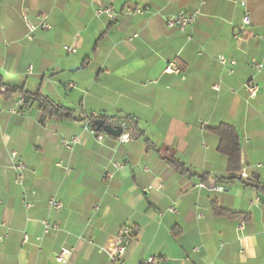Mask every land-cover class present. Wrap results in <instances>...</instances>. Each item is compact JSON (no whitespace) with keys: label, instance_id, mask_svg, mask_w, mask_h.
I'll list each match as a JSON object with an SVG mask.
<instances>
[{"label":"crops","instance_id":"crops-1","mask_svg":"<svg viewBox=\"0 0 264 264\" xmlns=\"http://www.w3.org/2000/svg\"><path fill=\"white\" fill-rule=\"evenodd\" d=\"M104 7L114 8V21L97 16ZM248 10L252 24L237 41L245 11L227 0H0V264H112L106 249L123 228L134 233L124 264H264V68L252 65L264 64V0H250ZM197 11L185 32L167 26ZM26 17L51 29L29 39ZM170 63L180 73H167ZM250 81L260 87L256 99ZM26 92L74 118L37 102L10 113ZM101 115L129 118L137 137L98 143L86 118ZM224 124L241 146L232 181L223 179L229 159L213 131ZM73 138L81 140L73 150L62 146ZM13 151L32 171L23 185ZM51 198L63 203L60 212ZM42 221L60 227L45 234ZM63 249L71 254L58 262Z\"/></svg>","mask_w":264,"mask_h":264},{"label":"built area","instance_id":"built-area-1","mask_svg":"<svg viewBox=\"0 0 264 264\" xmlns=\"http://www.w3.org/2000/svg\"><path fill=\"white\" fill-rule=\"evenodd\" d=\"M198 1L200 2L201 5H205L208 0H198ZM227 1H232V2L240 5L245 11L242 26L239 29H237V32L234 36V38L237 41L242 40L243 37L247 33L248 27L252 24L250 13L248 10V3L250 0H227ZM126 13L128 15H131V16H138V15L144 14L145 10L140 9V8H128L126 10ZM97 16H99V17L103 16V17L110 19L111 21H114L117 14H116V11L114 10L113 7H104V8H100L97 11ZM199 16H200V11H197L193 14L180 12L178 15L171 17L167 20V26L169 28L178 29L181 32H185L188 28L194 26V24L196 23ZM25 22H26L28 29H29V32H30L29 39H32V34L39 31V30L51 29V25L49 23H47L46 21H41L40 23H33L26 17ZM64 50L68 54L77 53L76 48L69 47V46H65ZM218 59L222 64H224V65L228 64V61L226 60V58L224 56H219ZM230 64L234 66L236 64V62L231 61ZM252 65H253L254 69H256L258 72H261L264 68V64L256 62V61H253ZM180 71H181L180 68L175 63H170L166 68L167 73H180ZM229 73L232 74L233 71L230 70ZM215 89L217 90L218 87H215ZM245 89L248 93L249 99H256L260 93V87L254 81L247 82L245 84ZM2 91L6 93V92L10 91V89L4 87V88H2ZM26 106H27V99L24 95H21L19 97L18 101L15 103V105L9 108V112L13 113V114H20L23 112V109ZM93 117L99 119V116H93ZM105 122H106V124H110L114 127L115 126H121L123 128V130H124L123 134L118 138V140L121 143H124V144L128 143L133 138L137 137L136 129L131 122L118 121V120H108ZM86 130L90 131L96 137V140L100 144H102V142L104 141L105 138L109 137L108 134H106L102 131L94 130L92 128L89 120H88L87 125H86ZM61 143H62V146L65 147L66 149L73 150L74 146L81 143V140L79 138H73L71 140L62 139ZM11 169L14 172L15 181L18 185H23L28 173L32 172L29 169L28 165L19 158V154L17 151L12 152ZM241 178L247 179L248 174L246 172H242ZM217 191L222 192V191H224V189L222 187H218ZM49 205H50V208L52 210H54L55 212H60L63 209V203L60 200H57L55 198H51V200L49 201ZM32 207H33V205L31 203H29V202L25 203L26 210H30ZM168 211L172 214H175L178 212L175 205L170 207ZM202 217H203V215L199 214V218H202ZM42 225L44 227V233L45 234L55 232L60 227L58 222L50 223L48 221H42ZM0 227H1V224H0ZM244 228H245V223L241 222L238 225V229L240 231H242ZM133 237H134V233L131 229L123 228L122 230H120V232L115 237V239L112 240V242H110V244L108 245V247L106 249V252L110 256V258L112 260V264H124V257L127 253V248H128L129 242L133 239ZM6 238H7V235L3 236L0 239V242H2ZM23 240H24V243H27L29 240L28 236L25 235ZM197 250L198 249H196V251ZM70 254H71L70 250L63 249L58 254L57 261L58 262H64ZM155 263H156L155 258H149L144 262V264H155Z\"/></svg>","mask_w":264,"mask_h":264},{"label":"trees","instance_id":"trees-1","mask_svg":"<svg viewBox=\"0 0 264 264\" xmlns=\"http://www.w3.org/2000/svg\"><path fill=\"white\" fill-rule=\"evenodd\" d=\"M24 96L27 99V105H29L32 102H37L39 104L40 109L43 112L48 113L49 115L59 116L68 119L74 118L73 110L66 108L65 106L55 102L51 98L44 96L40 92H36V93L26 92ZM99 119H102L104 121L118 120V121L130 122L129 118H115V117H107L104 115L99 116ZM86 120H89L92 128L96 130V127L94 126V122L98 120V118L89 116L88 118H86ZM213 131L220 137V146H219L220 152L226 155L229 159L228 171L230 176L223 179L232 181L233 179H235V176L233 175L239 172L241 169V146L238 140V133L233 126L227 124L221 125L220 127L213 129ZM168 162L174 169L180 172L187 171L184 165L177 160H169ZM217 211L219 214H228L220 209H218ZM231 215L234 216L233 214Z\"/></svg>","mask_w":264,"mask_h":264},{"label":"water","instance_id":"water-1","mask_svg":"<svg viewBox=\"0 0 264 264\" xmlns=\"http://www.w3.org/2000/svg\"><path fill=\"white\" fill-rule=\"evenodd\" d=\"M78 68H73V71H76ZM94 126L96 127L97 131H104L109 136L114 138H119L123 134V128L121 126H112L110 124H106L104 120H96L94 122Z\"/></svg>","mask_w":264,"mask_h":264}]
</instances>
